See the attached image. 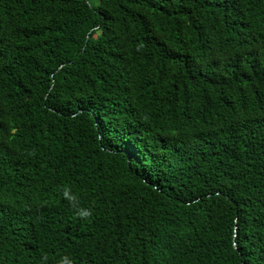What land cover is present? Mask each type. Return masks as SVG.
Here are the masks:
<instances>
[{
    "label": "trees",
    "instance_id": "1",
    "mask_svg": "<svg viewBox=\"0 0 264 264\" xmlns=\"http://www.w3.org/2000/svg\"><path fill=\"white\" fill-rule=\"evenodd\" d=\"M63 256L264 264V0H0V264Z\"/></svg>",
    "mask_w": 264,
    "mask_h": 264
},
{
    "label": "clouds",
    "instance_id": "2",
    "mask_svg": "<svg viewBox=\"0 0 264 264\" xmlns=\"http://www.w3.org/2000/svg\"><path fill=\"white\" fill-rule=\"evenodd\" d=\"M79 214L82 217H89L91 215L90 211L81 209ZM58 264H73V261L68 256H63L59 259Z\"/></svg>",
    "mask_w": 264,
    "mask_h": 264
}]
</instances>
